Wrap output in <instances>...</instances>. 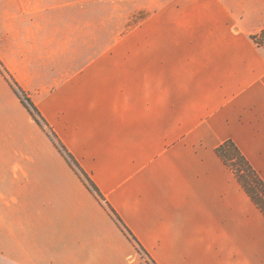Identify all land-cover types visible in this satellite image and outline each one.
Here are the masks:
<instances>
[{"label":"crops","instance_id":"obj_1","mask_svg":"<svg viewBox=\"0 0 264 264\" xmlns=\"http://www.w3.org/2000/svg\"><path fill=\"white\" fill-rule=\"evenodd\" d=\"M173 11L149 67L74 50L68 0H0V60L146 252L0 71V264H264V212L218 152L264 179V0Z\"/></svg>","mask_w":264,"mask_h":264},{"label":"rangeland","instance_id":"obj_2","mask_svg":"<svg viewBox=\"0 0 264 264\" xmlns=\"http://www.w3.org/2000/svg\"><path fill=\"white\" fill-rule=\"evenodd\" d=\"M192 1L68 0L69 18L76 17L78 22L76 27L68 28V34L77 37L70 46L85 57L96 52L116 56L129 52L133 58L145 54L148 66H154L157 36L163 33V22L165 26L173 8L177 20L182 16L193 26Z\"/></svg>","mask_w":264,"mask_h":264},{"label":"trees","instance_id":"obj_3","mask_svg":"<svg viewBox=\"0 0 264 264\" xmlns=\"http://www.w3.org/2000/svg\"><path fill=\"white\" fill-rule=\"evenodd\" d=\"M252 37L257 42V44L264 46V29H262L258 33L253 34ZM0 71L3 73L7 81L10 83L17 95L20 97L23 104L28 108L36 122L49 135V137L53 140L59 151L65 156L69 164L80 175L85 184L97 196V198L105 203V206L109 213L113 216V218L117 221L119 226L129 236V238H131L137 248L141 252L146 254L140 242L137 240L131 230L127 227V225L124 223V221L116 212V210L106 200V197L101 192L93 178L88 172H86L82 168L78 160L69 151L67 146L62 142V140L59 138L54 129L44 118L39 108L32 100L31 96L20 86L18 81L15 79L14 75L5 67L1 60ZM218 152L233 170L237 178L242 182L249 195L264 212V179L261 177L260 173L253 167L251 162L243 154V152L233 140H227L223 144H221L218 148ZM152 263L155 264L153 260Z\"/></svg>","mask_w":264,"mask_h":264}]
</instances>
